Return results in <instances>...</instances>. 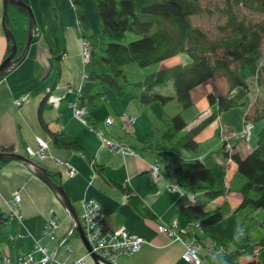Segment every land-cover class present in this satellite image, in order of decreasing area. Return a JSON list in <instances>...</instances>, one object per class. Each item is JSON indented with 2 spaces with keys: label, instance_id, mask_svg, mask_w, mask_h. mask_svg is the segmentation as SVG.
<instances>
[{
  "label": "crops",
  "instance_id": "1",
  "mask_svg": "<svg viewBox=\"0 0 264 264\" xmlns=\"http://www.w3.org/2000/svg\"><path fill=\"white\" fill-rule=\"evenodd\" d=\"M25 1L33 5L32 0ZM46 1L45 11H40L43 24L47 23L52 27V7L57 11V25L51 30V38L46 36L47 24L41 26L38 21L36 24L39 33L35 40L32 39L24 60L0 77V148L11 146L13 150L27 156L25 147H36L35 137L42 136L48 141L46 156L42 159L33 156V160L60 180L79 217L83 212L81 200L94 198L104 207L106 221L110 227L124 224L148 240L131 256L118 257L116 264H192L182 259L184 248L179 241H172L157 230L158 223H170L174 220H177L179 227H183L193 215L189 200L171 187L176 179L173 175L165 174L162 179H154L150 170L155 161L154 153L142 144L149 137L156 121L164 118L163 111H178L180 106L178 103L166 106L154 103L144 108L132 97L129 89H126L123 95H118L110 88L99 86L98 89L105 91V96L99 97L96 105L90 109L89 122L100 127L106 117H112L113 124L106 127L108 135L125 140L134 153L118 152L101 144L98 136L73 115L70 106L76 98L75 89L83 83L81 35L79 26L74 22L76 16L70 8L62 7L60 0ZM63 3L70 4L68 0ZM2 19L3 0H0V63L7 47ZM54 52H57L58 57ZM180 58L185 57L177 55L164 60L159 63L160 68L175 65L179 63ZM216 80H208L192 92L194 107L198 111L194 121L198 122L210 114L207 101L209 92H227L226 80L218 79L221 89L219 92ZM48 91L57 94L60 102L57 107L45 103L42 112L45 122L43 126L38 119V108L44 102ZM24 95L26 101L21 106H16L14 101ZM237 107L220 114L217 120L211 122L197 136L200 146L215 140V143H211L214 146L208 150L203 148L198 158L215 172L219 168L223 173L224 169L229 168L226 171L229 173L230 183L233 174L237 172L236 163L223 155V142L220 137L222 132H225V137L233 145L234 151L245 155L252 148L250 142L243 141L241 137V119L245 110L240 107L243 110L237 111ZM128 117H133L132 123L127 121ZM52 134H58L63 141L76 142L80 146L79 149L56 147ZM192 155L183 153L187 159H192ZM90 160L102 169L101 172L93 175L94 169ZM60 161H68L77 170V174L68 176ZM183 190L191 191L188 188ZM15 191L20 195L19 209L23 218L22 222L16 218H10L9 221L11 241L8 252L13 260H16L19 254L31 252L38 240L55 253L57 260L70 262L84 255L86 264H94L93 260L86 257L87 249L77 232L73 231L71 218L50 187L39 179L26 163L10 159L0 165V204L6 212L9 208L8 213L13 209L6 205L10 204L6 200ZM228 192L225 194H229ZM203 197H199V203L205 199V196ZM239 201L240 196L236 203ZM144 208L152 215H147ZM51 210H54L59 222L56 238L52 240L43 233L44 225L51 217ZM216 228L226 235L219 227ZM63 236H67L73 245L71 252L59 245L58 239ZM202 242L205 243L206 239ZM5 250L2 252L8 254L7 248ZM200 256L203 259L206 257L203 251Z\"/></svg>",
  "mask_w": 264,
  "mask_h": 264
},
{
  "label": "trees",
  "instance_id": "2",
  "mask_svg": "<svg viewBox=\"0 0 264 264\" xmlns=\"http://www.w3.org/2000/svg\"><path fill=\"white\" fill-rule=\"evenodd\" d=\"M69 2L75 12L76 24L80 26V34L90 47L85 78L80 90L75 92L78 104L87 109L86 117L97 99L105 96V91L98 89L99 86L110 88L118 95L129 89L132 97L144 108L158 102L166 105L175 98L180 110L166 113L165 124L159 131L161 144L153 150L155 159L163 173L172 174L182 187H202L199 190L203 193L199 195L209 200L225 195L229 188L219 183L214 170L198 157L185 158L183 152L196 153L198 134L223 112L245 105L255 87L264 92V0H96L100 28L95 32H89L90 19L83 0ZM52 9L53 31L57 25V11L55 7ZM250 14H257L260 18L252 19ZM200 15L216 17L217 37H211L204 28L193 23L192 17ZM4 20L15 36L19 53L28 31V13L21 6L9 4ZM128 32L138 37L123 41ZM9 43L3 59L9 53ZM185 53L189 61L152 70L134 80L125 73L127 64L146 67ZM218 78L228 83L227 92H209L210 114L187 127L183 112L194 105L192 92L202 83ZM169 83L173 88L172 94L162 91ZM50 92L45 94L44 102L38 108V119L43 126L42 112ZM245 116L254 125L261 124L256 144L245 155L238 151L227 152L224 147L222 150L225 158L236 163V170L243 177L237 209L250 207L257 210L264 208L263 98L256 96L252 110ZM52 138L56 147L76 150L80 147L74 141H63L58 134H52ZM147 147L151 148L150 145ZM0 149L13 150V147ZM9 160L0 159V165ZM93 168L97 172L102 170L95 164ZM50 176L57 180L54 174L50 173ZM190 206L192 220L199 221L204 236L220 246L235 243L216 228L223 217L221 207L205 210L199 202ZM144 212L152 215L145 208ZM10 218L12 215L0 204V243L10 244ZM260 226L263 234L254 244H236L232 254L214 255L209 259L219 264H227L234 259L239 264H264V257L260 255L264 248V221ZM204 236H198L197 240L202 243ZM249 247L251 255H248ZM6 255L11 259L10 253Z\"/></svg>",
  "mask_w": 264,
  "mask_h": 264
},
{
  "label": "rangeland",
  "instance_id": "3",
  "mask_svg": "<svg viewBox=\"0 0 264 264\" xmlns=\"http://www.w3.org/2000/svg\"><path fill=\"white\" fill-rule=\"evenodd\" d=\"M60 1H61V6L62 7H67V9L70 8L72 13H73V15L75 14L74 9L70 6L69 3H67V5H66V3H63L64 0H60ZM32 2H33V5H31L30 2L28 4L31 6V8H32V10L34 12L36 23L39 21V23L42 24L41 26L46 25L47 23L46 24L42 23L40 11L41 12H42V10L45 11V8L47 6V1L46 0H32ZM83 2H84V6H85L86 10L88 11V16H89V19H90L89 32L99 31L100 26H99V16H98V13L96 11V0H83ZM39 3H40V5H38ZM67 12H69V11L67 10ZM250 16H251L252 19H256V20L260 18L257 14H250ZM192 20H193V23L195 25H198V26L204 28L210 34L211 37L214 38V37H217L219 35L217 33V29H216V17L213 16V17H209L208 18V17L200 15V16H193ZM74 22H76V21L74 20ZM47 26H48V29H47V32H46V36H47V38H51V28H50L51 25L49 26V24H47ZM77 26H79V25H77ZM78 29H80V26L78 27ZM36 33H39V32L37 31ZM35 36L36 35H34L33 40L36 39ZM137 37L138 36L136 34H134L132 32H128L126 34V36H125L123 41L128 42L129 40L135 39ZM81 51H82V36H81ZM180 55H182L185 58H180L179 62H187V61L190 60L189 56L186 53L185 54H180ZM83 61H84L83 60V56H81V62H82V67H83L82 79L81 80H84V78H85L84 77V73H85V69H86ZM158 68H160V64H155V65L152 64V65H149V66H146V67H139L136 64H127L124 69H125V73L128 76V78H130V80H134V79L138 78L139 76H141L142 74L150 72L152 70H156ZM218 79L216 80V84H217V87H218L217 91L219 92L221 89H219V86H218L219 85L218 83H220V80H218ZM162 91L164 93H167V92H172L173 93V88H172L171 83H169L168 86L166 88H164ZM54 95L58 96L57 94H54ZM256 96L257 97L259 96V97L263 98V100H264V92L262 91V89L260 87H258V88L255 87L253 89L252 94L249 95V97L246 99V104L245 105H243V106L240 105V106L237 107V111L240 110V109L241 110H243V109L245 110V112L243 114V117L241 119L242 120V127H241V132H240L243 141H246L244 139V136H243V133H242L243 125H244V123L246 122V119H247V117L245 115H247L248 112H250V110H252L253 101H254ZM18 99L21 100V103L19 105L16 104L15 101H14V103H15L16 106L19 107V106L22 105V103L24 101H26V95H24V97H20ZM75 99H74V101H75ZM172 103H177V100L175 98H173L166 105H172ZM166 105H164V106H166ZM70 106H71V109H72V113L75 116L71 103H70ZM240 107H242L243 109L240 108ZM145 110H147V109H145ZM186 111H188V112H186ZM174 112H176V111H173L171 113H168L167 110L163 111L164 118L162 120L156 121V124L154 125V128L152 127V132L149 134V137L145 141H143V143H142L144 146H149L150 145L151 148L150 147H148V148L153 151L155 146H158L159 144H161L160 143V139H159V137H160L159 131L163 128V126L165 124L164 120H165L166 113L172 114ZM197 112L198 111L195 110L194 105L191 108H189V109H187V110H185L183 112V114L185 116V119H186V122L188 123L187 127H190L194 123L197 122V121H194V119H193L196 116ZM75 117L77 118V116H75ZM83 117H85V119L87 120V123H83L81 118H79V117H78L79 119L77 118L82 124L86 125L88 128L91 126V127L95 128V129H104L105 132H106V127H108V126L113 124V121H112V123L110 125L109 124L106 125L105 124V120H104L103 121V126L98 127V126H94L93 124H91L89 122L88 117H86V115L83 116ZM202 119L203 118H201L200 120H202ZM127 121L132 123L133 117H128ZM260 126H261L260 123H256L253 126L252 139L250 141V144L252 145V147L256 144L257 131L259 130ZM91 131H93L97 135V131L96 132L94 130H91ZM106 135H107V137L109 139L117 141L118 143H120L121 146H124L125 148H129L131 151L127 152L126 150H121V149L115 150L114 147L109 146L113 150L118 151V152H123V153H134L132 147L129 144H127V142L125 140H122L120 138L119 139L112 138V137H110L108 135V132H106ZM220 137H221L222 142H223L222 143V148L224 147L223 149L225 151H227V152L234 151L233 145L229 141H227V138L225 137V132L224 133L222 132V135ZM221 139H219V140H221ZM212 142L215 143V140H210V141H208L206 143H203L201 146L198 143V145H199L198 150H197L196 153H192L193 155L191 157H193V158L199 157V155L203 151V148H206L207 150L211 149L214 146L213 144H211ZM216 142L218 143L219 141H216ZM46 149L47 148H45V150ZM183 153H185V152H183ZM154 157H155V155H154ZM39 159H42V158H39ZM63 162H64V166H66L67 162L66 161H63ZM89 162H90V164L92 163V168H93V165L95 164L94 161L90 160ZM154 164H157L159 166L160 174H162V177H164L166 173L165 174L163 173L162 167L160 166V164L157 162L156 159H155L154 163H152V165H154ZM227 169H229V168L224 169V172L222 173V172H220L221 169L218 168V169H216V172L214 170V173H215L216 178L218 179L219 183L224 185L227 189L230 186V188L228 189V191H229L228 193L229 194L218 196V197H216L215 199H212V200H209V199L205 198L204 200H206V202L203 200L204 202L201 201L200 203H201L203 209H205V210L213 209V208H216L218 206L221 207V210L223 212V217L217 223L216 227H219L223 232H225L226 235L228 236V238L232 242H234V240H235V243H230V244H226L225 246H220V244L215 243L209 237L204 236L200 226L197 229H195L196 230V234L198 236H202L203 235L204 236V240L206 239L205 243L198 242V244L200 245V253H201V251H203L205 253L206 257H205L204 260L207 261L210 264H219L216 261H211L209 259L210 256L211 257H214V255H225V256H227L229 254H232L233 251L236 249L235 248L236 244H238L239 246L240 245H251V244H254L255 242H257V240L263 234V229L261 228L260 223L264 221V208H259L257 210H253L250 207L237 209L236 199L239 198V192L238 191H239L240 186L243 183V177L238 172H235V174H233L232 182L230 183L229 173H228V171H226ZM93 173L97 174L98 172L94 169ZM76 174H77V170L75 171V174L73 176H75ZM169 175L172 176V174H169ZM154 179H156V178L154 177ZM160 179H162V178H160ZM174 180H175V182L171 185V187L174 188V189H177L182 194H184L187 197V199L189 200V205L197 204L198 200H199V197H201V199L204 198L202 195H199V194H201V192L203 193L202 190H199L202 187H187V186H183L182 187L181 185L178 184V182H176V179H174ZM183 188H188L191 191L190 192L184 191ZM16 192H18V191H16ZM18 194H19V192H18ZM190 195H195V200H190V198H191ZM7 198L8 199L6 200V202L9 201L10 204L6 203V205L8 207L11 206L12 209H13L12 212H13L14 215H12V217L16 218L17 220L22 222L23 214H22V212L19 209L20 201L18 202V200L16 199L15 195H12V196L10 195V197H7ZM14 209L21 216L20 219L17 217V214L15 215V210ZM8 212H9V208H8L7 213ZM12 212H10L8 214H11ZM50 214H51L52 217H54L56 219L57 226H58L59 222H58L57 218L55 217L54 210H51ZM175 221H177V220H175ZM190 221H193L192 223H193V227L194 228L197 226V223H199V221H197V220H194V219L192 220V216H191L190 219L186 222V224L183 227H180V228L185 231L187 229V227H188L187 225L190 223ZM177 226H179L178 223H177ZM246 236H248V238H246ZM202 240H203V237H202ZM147 242H148V240H147ZM39 245L42 246V247H45L49 254H52V253L54 254L53 251L49 250L46 245H43L39 241L36 242V244H34V246H35L34 248H37ZM6 248H7V253H9L8 252L9 251V244L8 243H0V260H1L0 264H7V259H5L6 258L5 257V255H6V252H5L6 250L5 249ZM3 250H5L4 253L2 252ZM183 251H184V249H183ZM254 252H255V250H254ZM200 253H199V255H200ZM249 254L250 255L252 254L251 247L248 248V255ZM260 255H261V257H264V248L260 250ZM87 256L89 257L90 260H93L92 257L90 256V254H87L86 257ZM126 257H128V256H126ZM55 260H56V257H55V254H54V259H51L48 263H55L56 264ZM8 261H9L10 264L15 263L12 258L10 260H8ZM93 262H94V260H93ZM94 264H95V262H94ZM114 264H116V263H114ZM227 264H239V262H238V260L234 259V260L230 261Z\"/></svg>",
  "mask_w": 264,
  "mask_h": 264
},
{
  "label": "built area",
  "instance_id": "4",
  "mask_svg": "<svg viewBox=\"0 0 264 264\" xmlns=\"http://www.w3.org/2000/svg\"><path fill=\"white\" fill-rule=\"evenodd\" d=\"M82 56L84 60L83 63L84 65H86L89 61L90 56V47L86 39L82 40ZM80 87L81 85H79L75 89V92L79 91ZM59 101L60 97L54 95L52 92L49 93L48 103L50 105L57 107ZM15 102L19 105L21 103V100L17 99L15 100ZM71 105L75 116H77V118H81L83 123H87V120L85 119V117H83L87 114L86 107L80 106L78 104V100L76 99L71 103ZM112 121L113 118L108 116L105 119V124L110 125ZM253 126L254 124L252 123V121L246 119L242 130L246 142L252 134ZM89 128L91 130H94L95 132L97 131V136L102 144L112 146L115 148V150L121 149L126 150L127 152L131 151L129 148L121 146L117 141L109 139L106 135L107 131L105 132L104 129H95L91 126ZM35 142L36 147H32L30 145H27L25 147L26 155L31 159H33V156L44 158L46 156L45 148L48 147V141L42 136H36ZM229 159L231 160V158ZM60 162H62V164L64 165L63 161ZM66 162V166H64L65 173L68 176H73L76 169L73 168L68 161ZM150 170L153 177H155L156 179L162 178V174H160L159 166L157 164L151 165ZM13 195L16 196V199L19 202L20 195L18 194V192L15 191ZM190 196V200H195V195ZM81 205L83 212L80 216V225L87 241L91 246L92 252L97 253L101 258L106 259L114 264L116 263L118 257L130 256L134 252H136L142 245L147 243V239L145 237L131 231L124 224H121L117 227H110L106 221L107 216L104 207L96 199L83 198L81 200ZM11 214L14 215L13 212ZM16 214L20 219L21 216L15 210V215ZM192 222L193 221H190L185 231L177 226L175 220L170 223H158L157 230L158 233L169 237L170 240L179 241L183 245L184 251L181 256L184 261L192 264H210L199 255L200 245L198 244V235L196 234L195 229H197L200 225L199 223H197V226L194 228ZM57 227L58 226L56 219L51 216L47 219L44 225L43 233L48 235L49 238L55 239ZM58 242L59 245L64 246V248L68 252H71L73 250V245L68 241L67 236L59 238ZM54 254H49L45 247L39 245L37 248H33L31 252L19 255L17 261L13 264H47L51 259H54ZM87 254H89V252L86 250V255ZM5 257V259H7V264H10L8 261L10 260L9 255H5ZM55 261L56 264H86L84 255L77 257L70 262H65L57 259Z\"/></svg>",
  "mask_w": 264,
  "mask_h": 264
},
{
  "label": "water",
  "instance_id": "5",
  "mask_svg": "<svg viewBox=\"0 0 264 264\" xmlns=\"http://www.w3.org/2000/svg\"><path fill=\"white\" fill-rule=\"evenodd\" d=\"M9 4H14L17 6H21L26 9L29 22H28V31L25 37V41L23 47L19 53H17V43L13 32L11 31L10 26L5 24V16L7 15V10ZM2 24L7 40L10 41L9 43V53L8 55L1 61L0 63V77H2L7 72L11 71L15 67H17L26 57L31 41L34 35H37V31L39 32V28L36 26V19L34 12L31 6L24 0H3V19ZM7 158V159H15L26 163L29 168L32 169L33 173L37 175L44 183H46L50 189L54 192L57 199L64 207L66 212L68 213L69 217L72 220V229L76 231L80 237V240L84 244L85 248L90 253V256L94 260L95 264H113L106 259L101 258L97 253L92 252L91 246L86 239V236L81 228L79 215L75 206L73 205L70 197L66 193L64 187L62 186L60 180L57 181L50 176V172L41 164L36 162L35 160L25 156L23 153L17 152L15 150H3L0 149V159Z\"/></svg>",
  "mask_w": 264,
  "mask_h": 264
},
{
  "label": "bare ground",
  "instance_id": "6",
  "mask_svg": "<svg viewBox=\"0 0 264 264\" xmlns=\"http://www.w3.org/2000/svg\"><path fill=\"white\" fill-rule=\"evenodd\" d=\"M84 38H82V40H83ZM81 56H82V51H81ZM86 66V65H85ZM49 92V91H48ZM48 98H49V94H48V96L46 97V101L48 102ZM251 139H252V134H251V136H250V138L248 139V141H247V143L248 142H250L251 141ZM246 142V141H245ZM26 152V151H25ZM232 152V151H231ZM123 153V152H122ZM31 169V168H30ZM32 170V169H31ZM33 172V171H32ZM37 176V175H36ZM38 177V176H37ZM40 179V178H39ZM46 184V183H45ZM47 185V184H46ZM12 215V214H11ZM19 221V220H18ZM79 221H80V217H79ZM82 228V227H81ZM88 251V250H87ZM90 254V253H89Z\"/></svg>",
  "mask_w": 264,
  "mask_h": 264
}]
</instances>
